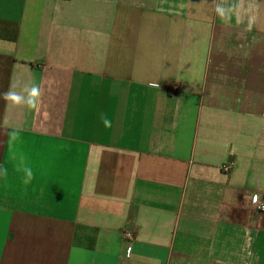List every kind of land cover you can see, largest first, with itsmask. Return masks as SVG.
Masks as SVG:
<instances>
[{"label":"crops","instance_id":"0c3cea01","mask_svg":"<svg viewBox=\"0 0 264 264\" xmlns=\"http://www.w3.org/2000/svg\"><path fill=\"white\" fill-rule=\"evenodd\" d=\"M30 81L0 264H264V0H0V93Z\"/></svg>","mask_w":264,"mask_h":264},{"label":"clouds","instance_id":"9594fccd","mask_svg":"<svg viewBox=\"0 0 264 264\" xmlns=\"http://www.w3.org/2000/svg\"><path fill=\"white\" fill-rule=\"evenodd\" d=\"M217 13L223 18L224 10L219 6L216 9ZM18 89V90H17ZM6 102L11 105H22L30 109H35L39 106V101L41 97V88L34 81L27 82L23 85H12L5 92L0 93ZM102 123L105 127H111V121L106 117H102ZM15 138V134L11 139ZM17 171H23L25 174L24 183L27 184L32 180L33 173L31 168L23 166V160L20 161V165L16 168ZM8 169L7 167L0 166V177H7ZM259 200L258 195H254L253 202Z\"/></svg>","mask_w":264,"mask_h":264},{"label":"built area","instance_id":"2783aa9c","mask_svg":"<svg viewBox=\"0 0 264 264\" xmlns=\"http://www.w3.org/2000/svg\"><path fill=\"white\" fill-rule=\"evenodd\" d=\"M178 90L177 86H172L170 89H169V92L170 93H176ZM222 170L223 171H228L229 170V166L228 165H225L222 167ZM254 195H258L259 196V200L256 201V202H253V197ZM251 208H252V211L255 212V213H259V214H263L264 213V195L263 194H259V193H256V194H253L251 196ZM122 238L124 241H126L128 243V248H127V253H130L131 252V244L134 240V235H133V231L132 230H124L123 233H122Z\"/></svg>","mask_w":264,"mask_h":264}]
</instances>
